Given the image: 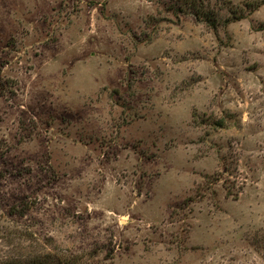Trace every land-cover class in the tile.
<instances>
[{
  "label": "rangeland",
  "instance_id": "rangeland-1",
  "mask_svg": "<svg viewBox=\"0 0 264 264\" xmlns=\"http://www.w3.org/2000/svg\"><path fill=\"white\" fill-rule=\"evenodd\" d=\"M191 1L0 0V264H264V0Z\"/></svg>",
  "mask_w": 264,
  "mask_h": 264
},
{
  "label": "trees",
  "instance_id": "trees-1",
  "mask_svg": "<svg viewBox=\"0 0 264 264\" xmlns=\"http://www.w3.org/2000/svg\"><path fill=\"white\" fill-rule=\"evenodd\" d=\"M191 3H192V6L197 7V5H196L197 1H196V0H192ZM42 261H43V260H42ZM42 261H41V262H42ZM43 262H44V261H43ZM37 264H42V263H37Z\"/></svg>",
  "mask_w": 264,
  "mask_h": 264
}]
</instances>
